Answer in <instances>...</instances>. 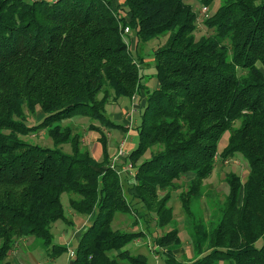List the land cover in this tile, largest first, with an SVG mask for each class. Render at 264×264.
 Instances as JSON below:
<instances>
[{
	"label": "trees",
	"instance_id": "trees-1",
	"mask_svg": "<svg viewBox=\"0 0 264 264\" xmlns=\"http://www.w3.org/2000/svg\"><path fill=\"white\" fill-rule=\"evenodd\" d=\"M198 1L208 8L215 0ZM200 21L210 32L196 38ZM126 28L137 44L169 34L154 50L153 90L142 82L144 58L132 51ZM259 64L264 65V0H220L203 17L185 0H0V264H12L16 244L29 237L51 247L49 256L67 250L52 241V224L71 222L61 200L65 192L73 211L96 214L69 264H148L128 244L148 233L150 218L156 227L172 225L152 239L153 247L164 249L165 264H264ZM139 95V142L124 157L136 170L124 181L111 166L104 131L122 126L106 107ZM26 110L40 112L42 119H31ZM77 115L90 118L89 129L99 133L100 160L81 134L64 126ZM40 131L55 147L25 138ZM63 143L71 153L57 147ZM236 153L247 162L248 175L227 172L218 216L206 220L193 203L204 196L215 165ZM190 174L187 189L179 192L194 250L193 260L185 261L176 255L181 238L168 202ZM116 213L133 218L132 226L141 230L113 228Z\"/></svg>",
	"mask_w": 264,
	"mask_h": 264
},
{
	"label": "rangeland",
	"instance_id": "rangeland-1",
	"mask_svg": "<svg viewBox=\"0 0 264 264\" xmlns=\"http://www.w3.org/2000/svg\"><path fill=\"white\" fill-rule=\"evenodd\" d=\"M187 3L191 4L196 11L203 17V15L212 14L220 5V0H215L207 9L206 12L203 11L202 4L198 0H185ZM210 32L207 30L205 25L200 21L198 23V29L196 31V38L201 35ZM127 33V32H126ZM128 33L125 38L128 42L131 40V49L133 52L139 54L144 58V62L139 64L140 72L143 74L142 82L146 84V87L153 90L157 86V79L155 77V66H154V50L166 42L168 35H160L148 42L138 43L136 42L135 35ZM130 35V37H129ZM260 69L264 73V65L259 64ZM144 102V101H143ZM142 101L139 99H131L128 96H122L117 101L108 104L106 107V114L117 124L122 127H111L104 128L107 135V148L109 151L111 164L113 162L114 156L117 155L118 148L120 144L123 143V150L126 156L134 151L139 142V134L136 125L139 123L141 118V112L143 110V105H140ZM116 112H121L123 116L117 118ZM26 114L31 117V119L40 121L42 119V114L35 113L34 115L26 110ZM95 122V121H94ZM64 126H70L73 133H78L82 135V142L87 147L92 156L95 159L100 160L102 158V145L98 139L99 133L89 129L91 120L88 117L77 115L71 119L65 120L63 122ZM94 124H98L95 122ZM229 132H225L219 142V151H221L228 142ZM28 141L39 144L44 147H55L53 139L46 133V131H40L39 133L26 136ZM65 153H71L72 148L69 143H63L57 146ZM150 156L147 152L142 158L137 161V165L140 164L144 159ZM100 158V159H99ZM124 158H121L116 162V167L120 170V175L122 180L125 179V173L121 170L122 166L127 165ZM121 164V165H119ZM133 165V163H132ZM133 171L136 167L133 166ZM229 171L237 172L243 179H246L249 168L247 162L244 160L240 153L232 158L229 157L226 161L218 162L215 165L213 173L205 182L204 196L201 199L194 201L193 210L202 211L206 217L209 218L217 217L219 203L224 200V197L228 191V185L226 183V174ZM187 178H183L180 181V187L177 191H173L168 205L172 207L174 214V222H176L179 228V235L181 238V246L185 249L187 256L185 258H191L194 255L193 249L190 245L189 229H186L185 214L182 210V205L179 200V192L182 189H187ZM125 181V180H124ZM127 185H124L125 190ZM70 193H63L61 200L64 206L65 215L72 222H66L65 219H58L52 224L53 233V243L65 246L67 251L57 255L56 257H51L48 255L50 253L51 247L46 248L41 239H36L29 237L26 240L20 241L15 246V252H19L15 259L16 263L22 264H69L70 262V251L77 248L79 239L85 229L93 224L96 214L83 215L76 213L69 206ZM149 224L151 228L147 231L148 233L142 235V237L132 241L128 244V249L134 254H142L146 257L148 264H165L164 261V249L162 247H153L152 239L154 236L161 235L171 229L172 225H167L165 227H156L154 225V220L150 218ZM185 223V224H184ZM145 222L140 221L139 226H145ZM175 224V223H174ZM133 225V218L116 213L112 222V226L115 229H120L123 231H138L141 230L138 226ZM188 234V235H187ZM257 245H261V241L257 242ZM116 252H114L115 254ZM180 256L181 260H184ZM9 260H13L12 258ZM217 264H231L230 261L220 260Z\"/></svg>",
	"mask_w": 264,
	"mask_h": 264
},
{
	"label": "built area",
	"instance_id": "built-area-1",
	"mask_svg": "<svg viewBox=\"0 0 264 264\" xmlns=\"http://www.w3.org/2000/svg\"><path fill=\"white\" fill-rule=\"evenodd\" d=\"M207 7H203V11L206 12L207 11ZM125 32H129V28L125 29ZM126 156V153L123 150V143L120 144L119 148H118V152L117 155L114 156L113 162L111 164L112 167L116 166V162H118V160H120L121 158H124ZM133 165L132 163H127V165L122 166V171L125 173V175H129V176H134L135 171H133ZM119 174H120V170H119ZM75 255V250H71L70 251V256L73 257Z\"/></svg>",
	"mask_w": 264,
	"mask_h": 264
},
{
	"label": "crops",
	"instance_id": "crops-1",
	"mask_svg": "<svg viewBox=\"0 0 264 264\" xmlns=\"http://www.w3.org/2000/svg\"><path fill=\"white\" fill-rule=\"evenodd\" d=\"M131 99H139V101H140V95L139 96H135V97H133V98H131ZM116 116H117V118H121L122 116H123V114L121 113V112H116ZM111 156V155H110ZM100 159V158H99ZM193 177V175L192 174H190V175H188V176H186V178L189 180L190 178H192ZM206 182V181H205ZM67 222V221H66ZM72 222V221H71ZM185 223H186V221H184ZM69 223V222H68ZM184 223V224H185ZM186 229H187V227H186ZM188 235V234H187ZM189 238H190V233H189ZM190 245H191V247H192V249H193V246H192V243H191V240H190ZM57 245V244H56ZM58 246H60V245H58ZM67 251V250H66ZM193 252H194V250H193ZM19 252L17 251V252H13L12 253V255H10V259L12 258L13 260L11 261L12 262V264H22V263H16L15 262V259H16V257H17V254H18ZM176 255H177V258L179 259V260H181L180 259V256H187V254H186V252H185V249L182 247V246H180L179 248H178V250L176 251ZM194 255V254H193ZM51 257H52V255H51ZM53 257H56V256H53ZM185 257H183V258H185ZM193 258H194V256L193 257H191V258H185L184 260L186 261V260H193ZM71 259V258H70Z\"/></svg>",
	"mask_w": 264,
	"mask_h": 264
},
{
	"label": "water",
	"instance_id": "water-1",
	"mask_svg": "<svg viewBox=\"0 0 264 264\" xmlns=\"http://www.w3.org/2000/svg\"><path fill=\"white\" fill-rule=\"evenodd\" d=\"M72 263H73V261H72Z\"/></svg>",
	"mask_w": 264,
	"mask_h": 264
}]
</instances>
